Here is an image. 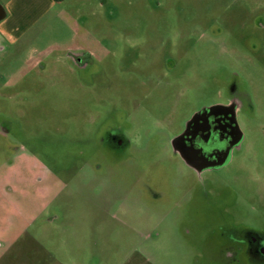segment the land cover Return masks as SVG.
Listing matches in <instances>:
<instances>
[{"label": "rangeland", "instance_id": "rangeland-1", "mask_svg": "<svg viewBox=\"0 0 264 264\" xmlns=\"http://www.w3.org/2000/svg\"><path fill=\"white\" fill-rule=\"evenodd\" d=\"M232 84L247 155L206 198L156 121ZM223 209L264 227V0H68L5 46L0 264H235Z\"/></svg>", "mask_w": 264, "mask_h": 264}, {"label": "flooded vegetation", "instance_id": "flooded-vegetation-1", "mask_svg": "<svg viewBox=\"0 0 264 264\" xmlns=\"http://www.w3.org/2000/svg\"><path fill=\"white\" fill-rule=\"evenodd\" d=\"M3 51L0 45V54ZM66 57L80 64L77 55L68 51ZM229 94L227 98L191 109L180 122H177L174 108L168 110L163 120L156 121L159 126L173 127L169 147L182 166L199 179L206 198L211 188L221 185L218 177L247 155L242 150L248 132L247 118L234 84L230 85ZM104 139L112 151L128 145L116 132L106 131ZM238 178L235 173L233 179L237 181ZM226 213L224 209L220 213L224 220L219 227L223 231L219 238L228 259L235 264H264V227H251L237 218L226 220Z\"/></svg>", "mask_w": 264, "mask_h": 264}, {"label": "crops", "instance_id": "crops-1", "mask_svg": "<svg viewBox=\"0 0 264 264\" xmlns=\"http://www.w3.org/2000/svg\"><path fill=\"white\" fill-rule=\"evenodd\" d=\"M67 1L8 0L0 5V45L4 47V51L6 45L14 43L17 37L28 31L39 18Z\"/></svg>", "mask_w": 264, "mask_h": 264}, {"label": "water", "instance_id": "water-1", "mask_svg": "<svg viewBox=\"0 0 264 264\" xmlns=\"http://www.w3.org/2000/svg\"><path fill=\"white\" fill-rule=\"evenodd\" d=\"M2 19V13H0V20Z\"/></svg>", "mask_w": 264, "mask_h": 264}]
</instances>
